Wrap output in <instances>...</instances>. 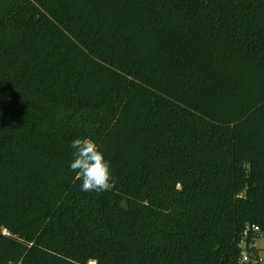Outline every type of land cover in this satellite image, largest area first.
Masks as SVG:
<instances>
[{
    "label": "trees",
    "instance_id": "1",
    "mask_svg": "<svg viewBox=\"0 0 264 264\" xmlns=\"http://www.w3.org/2000/svg\"><path fill=\"white\" fill-rule=\"evenodd\" d=\"M262 233L264 0H0V264H264Z\"/></svg>",
    "mask_w": 264,
    "mask_h": 264
},
{
    "label": "clouds",
    "instance_id": "2",
    "mask_svg": "<svg viewBox=\"0 0 264 264\" xmlns=\"http://www.w3.org/2000/svg\"><path fill=\"white\" fill-rule=\"evenodd\" d=\"M74 149L73 160L69 167L75 179L80 181L83 192H104L114 186L111 162L91 138H76L71 143Z\"/></svg>",
    "mask_w": 264,
    "mask_h": 264
},
{
    "label": "built area",
    "instance_id": "3",
    "mask_svg": "<svg viewBox=\"0 0 264 264\" xmlns=\"http://www.w3.org/2000/svg\"><path fill=\"white\" fill-rule=\"evenodd\" d=\"M249 229H253V230H255V231H260V228L258 227V226H252V227H248L247 228V230H246V234L248 233V230ZM246 242L245 241H243V243H242V247H243V252H242V260L243 261H250V260H256V261H259V262H263L264 261V259H263V257H261V256H259V255H257V256H255V259L254 258H252L251 257V254L247 251V249H246ZM257 257V258H256Z\"/></svg>",
    "mask_w": 264,
    "mask_h": 264
},
{
    "label": "rangeland",
    "instance_id": "4",
    "mask_svg": "<svg viewBox=\"0 0 264 264\" xmlns=\"http://www.w3.org/2000/svg\"><path fill=\"white\" fill-rule=\"evenodd\" d=\"M255 246L258 249V255L264 259V233L255 239Z\"/></svg>",
    "mask_w": 264,
    "mask_h": 264
}]
</instances>
